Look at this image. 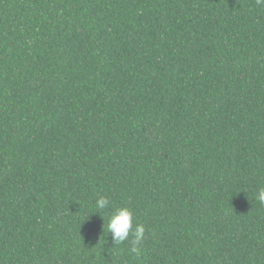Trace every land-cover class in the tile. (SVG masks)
I'll return each instance as SVG.
<instances>
[{
  "label": "trees",
  "instance_id": "trees-1",
  "mask_svg": "<svg viewBox=\"0 0 264 264\" xmlns=\"http://www.w3.org/2000/svg\"><path fill=\"white\" fill-rule=\"evenodd\" d=\"M259 188L264 4L0 0V264H264Z\"/></svg>",
  "mask_w": 264,
  "mask_h": 264
},
{
  "label": "clouds",
  "instance_id": "clouds-1",
  "mask_svg": "<svg viewBox=\"0 0 264 264\" xmlns=\"http://www.w3.org/2000/svg\"><path fill=\"white\" fill-rule=\"evenodd\" d=\"M257 4H264V0H257ZM256 200L260 204H264V188L258 189ZM95 208L96 212L94 214H98L104 221L103 231L106 227L107 232L111 234L114 246L128 242L130 243V253L135 257H140L147 229L144 224L136 221L134 210L130 207H113L107 197L98 198ZM109 208H112V211L105 226V218L101 213ZM111 251L112 248L108 250V254Z\"/></svg>",
  "mask_w": 264,
  "mask_h": 264
}]
</instances>
